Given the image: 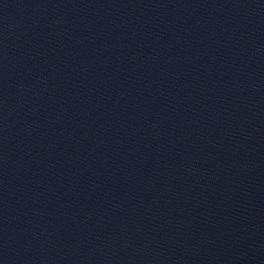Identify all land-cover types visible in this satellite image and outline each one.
<instances>
[{
	"label": "water",
	"instance_id": "obj_1",
	"mask_svg": "<svg viewBox=\"0 0 264 264\" xmlns=\"http://www.w3.org/2000/svg\"><path fill=\"white\" fill-rule=\"evenodd\" d=\"M0 264H264V0H0Z\"/></svg>",
	"mask_w": 264,
	"mask_h": 264
}]
</instances>
